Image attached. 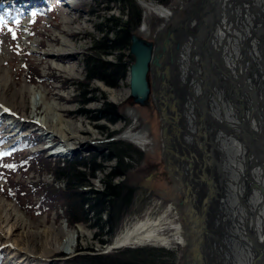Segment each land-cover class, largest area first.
<instances>
[{
	"label": "bare ground",
	"instance_id": "1",
	"mask_svg": "<svg viewBox=\"0 0 264 264\" xmlns=\"http://www.w3.org/2000/svg\"><path fill=\"white\" fill-rule=\"evenodd\" d=\"M187 1L190 0H181L180 5ZM213 1L214 7L211 0H206L205 7L199 10L200 14L204 13V22L200 21L199 28L190 36L191 40H184L182 49H176L175 37L167 43L164 67L160 72L161 76L162 73L166 74L165 81L160 82L165 94L163 105L168 108L165 154L172 160L176 187L185 194L184 205L180 207L175 200L170 210L174 214L178 212L187 222L172 220L169 210L157 218L147 214L145 219L127 225L116 235L112 245L115 248L128 245L190 246L192 249L205 244V234L209 233L208 251L199 255L201 264H264V0ZM29 2L32 5V0H0V11L7 5L27 8ZM142 2L147 3L146 0ZM73 3L74 0H67L65 5L72 7ZM146 6L164 15L165 20L168 18L167 22L162 20L158 32L165 34L167 29L174 26L175 18H179H172L174 9L165 5L147 3ZM69 20L65 22L69 24ZM151 25L144 20L139 34L143 37L149 34L153 28ZM209 28L212 38L208 34ZM62 34V44L43 48L39 53L51 56L60 71L78 73L76 64H63V57L74 55L75 42ZM194 38L197 41L191 43ZM36 42L40 47L42 42ZM8 54L9 50L2 43L0 35V117L5 112L12 114L0 123V128L3 127L2 132L12 148L32 131L25 127V118L14 110L18 106V98L19 104L25 106L24 93L27 88L23 86L9 91L13 78L10 70L2 65ZM172 56L176 58L173 63ZM246 61L249 65L247 77L242 82L236 81L232 85L234 90L226 77L224 80L218 77L219 74L223 77L224 69L235 76L240 70L239 64ZM203 68L208 73L206 77ZM34 90L40 97L32 102V112L36 113L43 106L45 115L40 123L30 121L29 126L35 128L34 136L38 139L29 146L32 149L30 154H44L46 157L40 128L44 126L54 136L68 142L70 150L76 145L83 129L82 122L75 123L65 117L66 109L60 97L56 101H47L46 89L34 87ZM170 97L182 101L181 105L169 101ZM246 103L251 107H247ZM128 112L138 116L135 108ZM224 127L231 133H225ZM122 137L149 149L154 146L153 140L146 137V132L133 128L123 132ZM240 140L247 144L243 146ZM178 150L183 156L191 157L193 166L184 165L182 157L175 153ZM258 158L263 167L257 163ZM175 166L180 168L179 173L175 172ZM194 168L198 170L200 180L195 179ZM0 208V238L5 239L11 254L6 264H47L49 259L46 256L59 252L60 248L72 253L77 240L78 231L75 229L66 228L60 237L55 227L47 228L40 233L41 237L39 232L25 228L28 219L13 201L0 198ZM197 208L201 209L202 214L196 212ZM187 223L190 225L187 226ZM210 226L212 228L209 229ZM19 229L22 236L15 244L13 236ZM79 230L83 231L84 228ZM108 248L111 249V245Z\"/></svg>",
	"mask_w": 264,
	"mask_h": 264
},
{
	"label": "rangeland",
	"instance_id": "2",
	"mask_svg": "<svg viewBox=\"0 0 264 264\" xmlns=\"http://www.w3.org/2000/svg\"><path fill=\"white\" fill-rule=\"evenodd\" d=\"M37 1L39 2L41 0ZM66 1L67 0H51L49 3H39L35 6L29 5L27 8L19 7L20 9H18L16 7L17 10H14L16 8H13L10 5L9 7L7 5V7L4 8L5 10H8L9 14L12 16V18L8 17L4 21L0 20V35L2 37V43L6 45L9 50L8 57L2 62V65L4 68L10 70L13 78V84L9 91L20 89L23 86L27 88V91L24 93L26 100L25 106L19 104L20 100L18 98V106H16V109L14 108V110L22 116V118H25V127H27V130L32 131L29 126L30 121L33 120L40 123V119L44 120L45 115V107L43 106L42 108H39L36 113L32 112L34 110L32 102H34V99H39L40 97L38 93H35L36 91L34 90V87L35 89H46L47 101H56V98L60 97V101L64 104V108L66 109L65 117L70 118L75 123H79V121L82 122L84 128L80 131L81 133L78 135L79 138L83 139L84 136H88V133H91V130L93 129L96 134L95 136L93 135L92 138H96L97 140L101 139L102 141H106L109 140L111 136L116 138L119 136L121 138H118V140H121L122 133L133 128V130L135 129L136 131L146 132V137L153 140L154 146L152 149H149V147H142L138 145L137 142L128 138L122 139L131 147L135 148V155L127 158V161L131 165L128 173L116 177L114 176L112 181L115 183L127 181L132 185H137L139 189L134 198L135 204L130 208L131 214L124 218L122 222L123 225L114 234L115 236L109 241V243H105V241L110 239V237L107 234H104L103 238L99 236L98 228L93 225V221L79 222V224H71L68 222V224H66L61 216H55V213H51L53 208L51 209L50 196H45V194L50 195L47 191H49V185L54 184V180H52L51 174L47 171L52 172L54 174L53 178L56 179L54 168L57 167L58 164H55V162L51 160L47 162L44 154H35L36 156L30 154L29 146L38 141V139H35V133H30L27 138L17 142V144L11 148L13 151L4 152L1 150L0 198H4L7 201H13L17 208L24 213L25 217L28 219L25 228L37 231L40 235V233H43L44 229L55 227V229L58 230L57 232L60 234V237L64 235L63 233H65L67 229H75L79 232H77V240L71 250L72 253L67 252L66 248H60L61 251L59 250V252L56 251L53 255L46 256L49 259L47 264H65V258H70L76 254L103 253L105 250L109 249L108 247L112 245L116 235L123 231L127 225L137 222L140 219H145L147 214L157 218L158 216L167 213L169 210L172 220H177V222L181 221L186 224V221L180 216V214L178 215V212L174 214L173 211L170 210L171 203L175 202V200L179 201L182 193L180 189H177L176 183L174 179L171 178L164 160L166 157V149H164L166 147V132L162 116L156 110V104L153 103V101L148 105L142 106L130 103L132 93L130 68L135 61L130 45L129 48H124L115 53L105 55L106 59L116 63L122 61L124 64L126 74L119 79V84L117 86L107 84L100 78L91 80L88 83L89 89L86 92L87 100H91L90 105H85L80 93L84 91L88 78V73L85 68V56L95 53L91 50V48L94 47L95 39H100L105 35L104 31L97 27V25L103 21L106 15H113L115 17L119 16L126 20L128 14L122 10L118 1H104L100 3L96 0H74L75 4L72 5V7H66ZM146 1L148 4H162L167 8L176 10H179V7H181V0H167L165 3L158 0ZM137 2L142 4L143 16L138 28L134 32H137V30L140 29L144 20L147 22V25L152 24L154 28L160 27V24L164 19L162 14H158L154 9L152 10V8L148 7L147 9V3L145 2V5L142 0H137ZM33 13H35V15H33ZM65 20H69V24L65 22ZM17 21H19V23H17ZM13 32H15V39L13 38ZM62 33L75 42L74 55L65 58L63 57V64H76L75 67L78 68V73L75 72V74H71L65 71H60L56 67V64L52 62L54 60L51 56L39 53V50L43 51V48H49L51 45L59 46V44H62ZM54 38L56 40H53ZM36 41L42 42L40 47L37 46ZM243 42L245 43V40ZM245 60L247 59L245 58ZM241 61H243V59ZM205 65H207V63ZM243 65H245L244 68L242 67ZM201 66L203 67L202 64ZM239 66V72L241 73H235L237 76H233L231 71L224 69L223 77L221 74H219L218 77L222 79L226 77L227 83H230V86L234 83L236 84V81H244L247 77V68H249L248 62H241ZM205 68H203V74L206 77L208 73ZM242 91L243 89H241V92ZM249 94V104H251ZM105 103H112L120 108V119L118 121L113 122L106 117H99L98 119L94 118L96 110L104 107L106 105ZM249 104H247V107H251ZM0 105H2V103ZM132 108L137 110L138 116H134V114L131 115L128 112L129 109ZM82 109H88V111L85 112L82 111ZM11 115L12 114H6L5 112L1 114L0 120L2 119L4 121L11 117ZM240 124L244 125L243 122H240ZM89 126L92 127V129H90ZM224 128L225 133H231L226 130V127ZM1 130L2 129L0 128V131ZM4 136L6 138V135H4L3 132L0 133V145L4 144L3 147L8 144V139H5ZM240 144L244 146L247 143L246 141H242ZM101 145L103 146L104 144ZM103 152L105 154L109 153L105 150ZM175 153L178 156L185 158V166L190 164V159L187 160L186 156H183L179 150L175 151ZM111 158L104 159L98 156L95 160H97L98 164H100V162L104 164L108 163ZM201 161L203 162L204 160L202 159ZM257 163H260L259 165L261 166L263 165L261 159H259ZM200 164L201 162L198 165ZM7 165L12 167H8ZM116 165L111 164V166H109L111 171L109 172H112V169ZM105 166L106 165H103L102 168ZM175 168V172L179 173L180 168H177L176 166ZM151 171L153 176L152 178L147 179V176ZM193 171L196 175L195 179L200 180L198 170L194 168ZM107 174L105 173V175ZM93 177H95V179ZM97 177L98 174L96 171L95 174L90 175L89 182H93L96 189L102 191L105 188V184L100 180L101 184L98 185L99 181L97 180ZM65 185L66 183L64 182V185L61 183V186L55 184L53 186L58 189L64 188ZM146 185L151 190L144 189L143 186ZM178 201L177 204L180 206L181 203L179 204ZM55 204H57V202H55ZM59 210L60 209H58V211ZM102 214L104 218L108 217L106 211H103ZM80 228H84V230L80 231ZM21 234L22 230H17L13 236V241L16 242L17 239L22 236ZM40 236L42 237V235ZM103 240L105 241L102 242ZM5 242V239L0 238V264H6L7 259L11 256L10 249ZM15 244H17V242ZM105 245H107V247ZM128 246L137 247V245ZM154 247L159 248L160 246ZM198 247L192 248L189 251L193 252ZM120 248L126 247L123 246ZM160 248L171 252L170 255L175 264H182L185 261L184 255L186 249L184 246L172 248L161 246Z\"/></svg>",
	"mask_w": 264,
	"mask_h": 264
},
{
	"label": "trees",
	"instance_id": "3",
	"mask_svg": "<svg viewBox=\"0 0 264 264\" xmlns=\"http://www.w3.org/2000/svg\"><path fill=\"white\" fill-rule=\"evenodd\" d=\"M98 2L118 1L122 10L128 17L124 20L119 16H105L103 21L97 25L104 31L105 35L100 39H95L94 47L91 48L95 53L85 56L86 72L88 73L87 84L84 91L80 92L83 101L87 102L86 92L89 89V82L95 78L102 79L105 83L112 86L119 84V79L126 73L122 61L113 62L105 58V55L115 53L122 49L129 48L132 42V35L138 28L142 18V4L137 0H96ZM166 2L167 0H158ZM44 77V76H42ZM96 110L94 118L106 117L115 122L120 119V108L112 103ZM88 111V109H82ZM113 133V132H112ZM108 154L101 153L104 159L115 157L118 164L104 177L105 188L102 191L91 189L84 191L81 185L90 184V175L102 168L103 164H98L96 156L84 158L78 156L68 160L66 166L57 165L54 168L56 178L64 179L66 186L56 189L49 185L51 209L55 208V202H62L66 206L65 214L68 222L79 224V222H92L98 228L99 236L107 234L109 243L115 236L114 234L123 225L124 218L131 214L130 208L135 204L134 198L138 193V186L132 185L127 181L115 183L112 181L114 176L123 175L130 170V163L127 158L135 155V148L131 147L126 141L112 139L105 144ZM83 166V167H79ZM89 204V207L86 205ZM91 211L96 214L91 218ZM106 211L107 218L103 217L102 212ZM171 252L163 248L154 246H137L126 248H115V250L104 253H84L76 254L66 259L65 264H175L171 257ZM170 258H169V257Z\"/></svg>",
	"mask_w": 264,
	"mask_h": 264
},
{
	"label": "water",
	"instance_id": "4",
	"mask_svg": "<svg viewBox=\"0 0 264 264\" xmlns=\"http://www.w3.org/2000/svg\"><path fill=\"white\" fill-rule=\"evenodd\" d=\"M190 0L187 2H182V5L179 10H173V16L179 18L177 19L174 26L170 29H167L166 33L164 34L162 31L158 32L159 38H157V42H154L153 40H149L146 37H143L139 34V29L137 32H135L132 35V42L130 44V49L132 52V55L135 59V61L132 63L130 68V81H131V100L130 103L132 104H139V105H148L152 101L156 102L158 105L159 112L161 113L162 120L165 124V131H167L168 127L166 124L167 119V113H166V105H163V96L165 95L162 91V86H160V82L165 81L166 74L162 73V76L158 77L156 76V79L154 81H151V72L154 70H160L162 72V68L164 67V61H165V54L168 50L167 43H170L172 41V37H175V47L177 50L183 48V42L184 40L189 41L191 40L190 36L193 35L194 32L197 31V27L200 23V21L204 22V13H199V10L205 7L206 0ZM212 1V7L215 6V1ZM201 11V10H200ZM164 18V15L162 16ZM165 20V19H164ZM168 18L165 20L167 22ZM199 28V27H198ZM209 37L212 38V34L210 32V28L208 30ZM165 39V40H164ZM165 41V42H164ZM197 41V38H194L191 43H194ZM172 63L176 61V58L171 59ZM167 92V91H166ZM165 92V93H166ZM169 101H173L175 105L179 106L181 105L182 101L170 97ZM176 107V106H175ZM174 107V109H175ZM168 109V108H167ZM127 138V137H125ZM187 160L190 159L191 166L193 164V161H191V157H186ZM183 160L185 158H182ZM166 166L168 167V172L171 176V178L174 179L176 183V178L174 168L171 167L172 160L167 157L165 160ZM193 166V165H192ZM182 196L181 199L178 201L179 204L181 203L184 205L185 199H184V193L183 190H181ZM201 208V207H200ZM200 208L196 209V212L198 211L200 214H202V211ZM195 210V209H194ZM187 222V221H186ZM190 225L187 223V226ZM212 228V226L209 227V229ZM205 244L200 246L198 249L194 250L193 252L189 251L191 250L190 246H184L186 249L184 259L185 261L182 264H201L199 255L201 253H206L209 248L210 242H208L209 233L205 234ZM116 246L111 245V249L105 250L104 252L111 251ZM201 252V253H200Z\"/></svg>",
	"mask_w": 264,
	"mask_h": 264
},
{
	"label": "built area",
	"instance_id": "5",
	"mask_svg": "<svg viewBox=\"0 0 264 264\" xmlns=\"http://www.w3.org/2000/svg\"><path fill=\"white\" fill-rule=\"evenodd\" d=\"M76 94H77V91H76ZM90 101L91 100L84 102L85 105H90L91 104ZM77 102H79V101H77ZM76 104H79V103H76ZM11 120L14 121V119H11ZM40 128L42 129L43 136H44L43 138L45 141L46 155L49 156L51 158V160L53 162H55V164H60L62 166H65L67 164L68 160L75 158L78 155H83L85 157H89V155L97 154L96 148H97L99 141L101 139L97 140L96 138H92V136L93 135L95 136V134H96L95 131L92 129V127H90V129H92V130H91V133H88V136H84L83 139L79 138V136H78V138H77L78 140L76 142V145L73 148H71L70 150H68V145H69L68 142L63 141L59 136H56V135L54 136L52 134V132H49V129L47 127L44 126V127H40ZM34 129L35 128H33V127L31 128V130H32L31 133H36V131ZM31 145H34V144H31ZM29 151L32 152V149ZM117 163H118V160L115 157H112L108 163L103 164L106 166L97 171V174H98L97 180L99 181L98 185L101 184L100 180L101 181L104 180L105 173L107 174L109 171H111L109 166H111V164L116 165ZM47 172L51 174L52 180H54L55 185L61 186V183H62V185H64V182H65L64 179H61V181L58 178L54 179L53 178L54 174L52 172H49V171H47ZM101 177H102V179H101ZM93 178L95 179V177H93ZM103 183H104V181H103ZM82 188L84 190H88V191H91V189L97 190L96 186H94L93 182H90V184H88V185L82 186ZM86 206L89 207V204H87ZM59 209H60L59 211H54L55 216H61L64 219V222L66 224H68V218H67V216H65V207L60 205ZM89 215L92 218L96 214L94 213V211H91ZM105 216H106V214H105Z\"/></svg>",
	"mask_w": 264,
	"mask_h": 264
},
{
	"label": "flooded vegetation",
	"instance_id": "6",
	"mask_svg": "<svg viewBox=\"0 0 264 264\" xmlns=\"http://www.w3.org/2000/svg\"><path fill=\"white\" fill-rule=\"evenodd\" d=\"M152 26V25H151ZM161 26V25H160ZM153 29H155V30H153ZM158 30H159V28L158 27H156V28H154V26H153V28L151 29V31H150V33L149 34H146L145 35V37L146 38H148L149 40L150 39H153V41L154 42H157V38H159L160 36H159V34H158ZM161 71H158V70H153L152 72H151V81H154L155 79H156V76L158 77V75H159V77L161 76V73H160ZM153 103H155L156 104V102H153ZM156 110L158 111V113H160L159 112V109H158V105L156 104ZM161 114V113H160ZM166 157L164 158V160H166L167 159V155H165ZM154 168V167H153ZM156 169V168H155ZM152 176H153V173H152V171H151V173L147 176V179H150V178H152ZM143 188L144 189H149L148 188V186L146 185V186H143ZM149 190H151V189H149ZM145 191V190H144Z\"/></svg>",
	"mask_w": 264,
	"mask_h": 264
},
{
	"label": "snow or ice",
	"instance_id": "7",
	"mask_svg": "<svg viewBox=\"0 0 264 264\" xmlns=\"http://www.w3.org/2000/svg\"><path fill=\"white\" fill-rule=\"evenodd\" d=\"M33 15H35V13H33ZM17 23H19V21H17ZM13 38L15 39L16 38V36H15V32H13ZM5 111H8V109H5ZM8 167H12V166H10V165H7Z\"/></svg>",
	"mask_w": 264,
	"mask_h": 264
}]
</instances>
